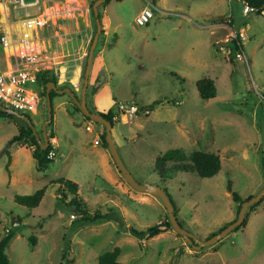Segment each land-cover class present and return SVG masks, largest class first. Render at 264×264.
Here are the masks:
<instances>
[{
  "label": "rangeland",
  "instance_id": "rangeland-1",
  "mask_svg": "<svg viewBox=\"0 0 264 264\" xmlns=\"http://www.w3.org/2000/svg\"><path fill=\"white\" fill-rule=\"evenodd\" d=\"M148 1L177 15L155 14L138 26L134 17L143 0H112L103 6L110 24L107 34L99 32L92 54L101 47L103 64L94 78L88 76L85 104L92 110L89 94L96 88L107 110L129 99L143 106L154 102L146 115L113 121L111 137L135 181L164 188L182 228L203 241L235 216L231 191L244 198L264 186V107L249 89L250 80L258 87L264 85V15L243 13L238 0ZM74 4L84 5L82 0ZM97 12L105 19L101 5ZM22 14L13 10L14 17ZM90 21L93 34L91 15ZM229 31L231 35L225 34ZM233 31L242 32L244 39L234 37ZM234 39L241 45L247 66L232 48ZM82 74L83 69L81 78ZM201 77L213 80V99L199 98L194 82ZM65 95L50 101L52 124L48 128L53 130L57 151L40 171L28 150L12 144L6 147L23 122L0 115V236L6 230L12 234L4 248L7 264H64L65 259L72 261L69 264H96L97 255L113 247L119 249L123 264H264V195L247 210V226L232 229L199 250L172 228L149 238L130 232V227L144 232L165 221V209L158 197L130 187L113 162H106L92 148L87 120L57 104L69 101ZM44 107L40 94L36 113L18 112L28 116L38 130ZM175 147L185 153L216 152L218 172L211 177L175 172L164 174L169 179L162 180L154 170V160ZM6 161L13 177L9 184ZM56 178L75 182L81 208L106 218L84 222L68 203L70 194L64 191V203L58 199L57 185L50 182ZM41 187L45 192L34 209L11 198ZM10 217L19 223L11 226ZM28 236L35 237V245L31 246Z\"/></svg>",
  "mask_w": 264,
  "mask_h": 264
},
{
  "label": "built area",
  "instance_id": "built-area-1",
  "mask_svg": "<svg viewBox=\"0 0 264 264\" xmlns=\"http://www.w3.org/2000/svg\"><path fill=\"white\" fill-rule=\"evenodd\" d=\"M144 4L134 17V23L142 26L148 23L155 14L162 15H177V13L164 11L157 8L152 2L143 0ZM60 4L53 7L52 2L47 0H0V14L5 16L4 23L11 24L18 22L19 27L11 30L9 27L2 26L0 29V46L2 48H10L8 56L11 58L10 67L6 71L0 72V104L12 109L16 112L18 110L35 113L40 104V96L34 88L36 74L40 70H50L57 84L67 81L62 72L59 71L56 65L57 62L52 61V52L54 51L45 46H40L38 41L39 30L52 23L61 16L67 17L72 10L61 8ZM41 7L37 12L29 11L32 7ZM44 8L46 10L44 11ZM13 10H22L21 17H14ZM243 13L251 11L247 6H243ZM260 14H264V7L261 8ZM239 36L241 40L244 39L242 32H233V36ZM89 38H87V42ZM237 41V39H236ZM239 45L238 41L236 42ZM86 52L79 53L77 58H71V62H76L79 67L82 64V59ZM70 55V54H69ZM247 66L246 57L241 53L237 54ZM72 57V55H71ZM73 63V65H74ZM70 89L78 90V81L71 82ZM250 90L257 100L264 107V85L258 87L250 80ZM139 106L132 100L121 101L114 103V110L112 111V120L117 121L121 117H130L137 114ZM20 113V112H18ZM139 113L145 115L148 113L146 108ZM48 148L45 158L53 160L56 156V143L54 138L47 140ZM74 217L70 215V219Z\"/></svg>",
  "mask_w": 264,
  "mask_h": 264
},
{
  "label": "trees",
  "instance_id": "trees-1",
  "mask_svg": "<svg viewBox=\"0 0 264 264\" xmlns=\"http://www.w3.org/2000/svg\"><path fill=\"white\" fill-rule=\"evenodd\" d=\"M93 1L94 0H89L88 6H89V14L92 17V22L94 25L93 14L91 11V4ZM109 1L111 0H104L100 5L103 7ZM113 1H120V0H113ZM238 1L242 4V6H247L248 8H250L251 9L250 12H254L256 14H260L261 8L264 7V0H238ZM261 15H264V14H261ZM97 17L100 21L99 12H97ZM102 32L103 30L101 29L100 34H102ZM91 38L89 40V43L91 41ZM236 42L237 41L235 39L232 40V44H233L232 48L237 53H240L241 45H237ZM48 82L55 83V78L53 77L51 71L50 70H40L36 74L35 83H34V88L37 90L39 96L40 94L41 96H44L45 86ZM194 85H195L199 98L206 100V99H213V97L215 96V87H214L213 80L211 78L201 77L194 82ZM58 87L63 88L65 87V85H59ZM55 95L56 93H54L52 90H49L50 99H52V97H54ZM153 104L154 102L151 104H148L147 106L140 105L138 113L144 108H146L149 112L153 108ZM72 109L76 112H79V110L75 107L74 104H72ZM90 111L95 112L99 114L100 116H102L104 119L109 121L112 126V122H113L112 110L108 109L104 113H101L95 110H90ZM0 115H5L7 117L13 116L14 118L23 122V125L17 129V133L7 140L6 147H9L13 143L24 146L26 149L30 151L31 157L35 160V169L37 171L44 169L47 163L52 161V160H48L45 158V154L47 153L48 148H45L43 150L39 148V146L36 143L35 137L31 132L30 127L25 123V121H23L22 119L18 117H15L12 114L3 112L1 110H0ZM83 117L86 120H89L87 117L85 116ZM51 124H52V120H50V122L46 126L47 140L53 137L51 128H48ZM95 124H98V123H95ZM39 132H40L39 130L36 131L38 135H39ZM99 140H100V144L103 147H107V144L104 141V131L103 130L99 135ZM7 163L8 161H6V164L4 166V169L6 172H7ZM219 168H220L219 155L214 152L202 151V150H193L189 153H185L184 151L178 148L167 149L163 153L158 155L154 160V170H156L158 177L161 178L162 180L166 178L169 179V177L165 178L163 176L164 174H167L169 176L175 172H189V173H194L199 177H211L218 172ZM50 182H53L57 185L56 191L59 194L58 199H60L63 203H64V196H65L64 191H66L68 194L71 195V198L69 199L68 203L72 204L75 207L76 211L79 213V216L82 218V220H84V222L93 223L94 221L98 219L106 218V216L99 215L98 213L88 214L83 208H81L83 203H81V200L77 197L78 185L75 182L69 179H64V178H56V179L51 180ZM44 189H45L44 187H41L35 190L31 194H23V195L15 194L13 195L12 199L15 203L22 205L26 208H34L39 204L44 194ZM162 190L168 196L166 190L164 188H162ZM230 197L232 201L236 204L235 216L232 219L234 220L241 202L251 197V195L241 198L237 193L231 191ZM168 198L172 204L173 213L176 218V208L169 196ZM261 198L257 202L249 205L246 208L242 222L238 226H236L234 229L245 225L246 218H247V210H250L252 207L257 205L258 202H260ZM177 222L181 226L178 220ZM229 222H227L226 224H228ZM226 224H224L222 227H224ZM169 228H171V226L169 224L168 218L166 217L165 221H161L152 226H149L144 232H138L131 227L129 228V230L134 235H138L141 238H149V237L157 235L158 233L164 232L168 230ZM221 228H219V230ZM11 237H12V234L10 230H6V232L0 236V264H7V259L4 254V248L6 247ZM27 239L29 243L31 244V246L35 244L34 236H28ZM66 253L67 251L65 249L64 255ZM118 254H119V249L117 247H113L111 250L103 251L97 255L96 264H122L121 262L117 260ZM70 262H71L70 260L65 259L64 264H69Z\"/></svg>",
  "mask_w": 264,
  "mask_h": 264
},
{
  "label": "crops",
  "instance_id": "crops-1",
  "mask_svg": "<svg viewBox=\"0 0 264 264\" xmlns=\"http://www.w3.org/2000/svg\"><path fill=\"white\" fill-rule=\"evenodd\" d=\"M47 1L48 2H52L53 3V7H55L56 4H60L59 6L61 8L72 10V12H70V14L67 17L61 16L60 18H57L56 20H52L51 24L47 25L46 27L41 28L39 30V33H38L39 44H40V46H45L48 49L51 48L54 51V53L52 52V54H51V56L53 58L52 61L54 60V62L58 63L56 65V67H58L60 72L63 71L62 74H64L66 79H67V81H65L64 83H61V84H57L56 80H55L54 84L57 87L59 85H65V87H69L70 88L69 80L71 82L78 81V90H77L78 94L77 95H79L80 86H81V80H82L81 73H82V69H84L85 60H86V56H87V51H88V47H89V44H90L89 41L87 42V38H89V40H90V38L94 34V33L92 34V31H91L92 29L90 27L91 21H90L89 9H87V7L89 8L87 0H82L84 5H79V6H76L74 4V2L76 0H47ZM142 5L140 6V8L142 7ZM40 8H41L40 6L36 7V10L33 11V12H37ZM140 8L137 10L136 14L140 10ZM45 10H46V8H44V11ZM102 13H103L102 15H103V17H105V19H101L100 18V21H99L100 22V27L103 30L102 33L107 34V30L106 29H108L110 21L108 20L107 15H105V7H102ZM136 14H135V16H136ZM4 19H5V16L0 14V29H1L2 26L9 27L11 30L17 29V27H19L18 22H14V23H12V25L11 24H7L6 25L4 23ZM93 21H94V18H93ZM94 27H95V25H94ZM113 30H114V28H113ZM231 33H232V31H229L228 33H225V34L231 35ZM113 39L115 40V37ZM222 40H223V38H222ZM0 48L2 50V53L0 54L1 55L0 56V72H2V71H6L10 67L11 58L8 56L10 48L9 49L2 48L1 46H0ZM82 51H85L86 54H85V57L82 59L83 61H82L81 66L79 67V65H77L76 62L75 63L71 62L70 59L71 58H74V59L77 58L79 53L82 52ZM95 53L96 54L91 59L90 68H89V75L92 74L93 78L95 77V75H97L98 69L103 64L102 60H101V54H100L101 53V47L99 49H97ZM71 55H72V57H71ZM73 63H74V65H73ZM86 88H87V86H86ZM249 89H250V87H249ZM98 92H99V88H96L93 92L91 91V93L89 94L90 95V107L92 108V110L104 113V112L107 111V108L103 107L102 104H101L102 97L99 98V99L97 98ZM64 94L65 93H62L61 95L60 94H56L54 97H52V99L56 98V97L63 96ZM86 94H87V92L85 90V97H86ZM65 97L69 101H60L57 104L58 105H60V104L66 105L65 110L68 111L72 115L73 112H76V111H74L72 109V104L73 103L71 102V99L69 98V96L67 94L65 95ZM52 99H50V100H52ZM129 100L134 101L133 99H129ZM129 100H127V101H129ZM85 103H86V101H85ZM138 106H140V105H138ZM44 109H45V112H44L45 115L43 117V120L46 119V108L44 107ZM138 115L142 116L143 114L138 113ZM81 116H83V115L81 114ZM140 116H136V117L138 118ZM42 121H40V119H38L37 123L40 122V124H42L41 123ZM90 122H92V121L91 120H87L86 123H85V126H86V129L88 131L92 132L91 133L92 134V138H91V144H92L91 146H92V148L100 153V155L102 156V159H104L106 162L112 164V162H111L112 160L110 158V155H109L107 147H103L100 144L99 135H100V133L102 132L103 129H100L99 127L92 126V124ZM32 124H33V126L35 128V124L33 122H32ZM35 130L36 131H38V130L40 131V129L37 130L36 128H35ZM110 131H111V129H110ZM52 133H53V130H52ZM39 136H40V132H39ZM52 138H54V134H53ZM54 140H55V138H54ZM113 142H114V140H113ZM55 143H56V141H55ZM11 146H13V148L14 147L15 148L16 147H23L24 149H26L24 146L16 144V143H13ZM11 146H9V147H11ZM175 148H177V147H175ZM56 149H57V144H56ZM170 149H174V148H170ZM178 149H181V147H179ZM26 150H28V149H26ZM4 151H5V149H4ZM182 151H184V150H182ZM214 153H216V152H214ZM29 154H30V151H29ZM113 167L115 168L114 164H113ZM6 180H7V184H9V183H11V181H13L12 173L10 172V170H7V178H6ZM78 188H79V186H78ZM13 195H15V194H13ZM13 195L11 196V198L13 197ZM36 207H34V208H36ZM34 208H32V209H34ZM244 226H247V223H245ZM3 229H4V227H3ZM167 231H165V232H167ZM162 233H164V232H162ZM35 243H36V239H35ZM119 256H120V251H119L117 259H118L119 262H121L123 264V262H122V260L120 259Z\"/></svg>",
  "mask_w": 264,
  "mask_h": 264
},
{
  "label": "water",
  "instance_id": "water-1",
  "mask_svg": "<svg viewBox=\"0 0 264 264\" xmlns=\"http://www.w3.org/2000/svg\"><path fill=\"white\" fill-rule=\"evenodd\" d=\"M104 0H94L91 4V11L93 14L94 18V25H95V31L92 36L91 42L88 47L87 51V56L85 60V65L83 69V74H82V80H81V86H80V91L79 95L75 94L73 90H71L69 87H63V88H58L54 82H48L45 86L44 90V100H45V108H46V119L40 126V136L36 133V130L31 123L30 119L28 116L18 113L12 109L5 108L0 104V110L9 114H12L23 121L30 127L32 134L35 137L36 143L39 146L40 149H45L47 146V137H46V126L51 120V105H50V97H49V90H52L56 94H62L65 93L69 96L71 99L72 103L75 105V107L79 110V112L87 117L89 120H91L94 123H98L103 127L104 131V141L107 144V149L110 155V158L119 172V174L122 176V178L125 180V182L132 187L133 189L137 191H146L148 194L156 196L160 199L165 212L167 214V218L169 221V224L173 231L178 234L182 239L185 241L186 244H188L192 249L194 250H199L203 246H208L211 245L215 242H217L219 239L224 237L228 232H230L232 229H234L236 226H238L243 218H244V213L246 208L257 202L263 195H264V186L253 196L249 197L248 199L244 200L241 202L240 207L237 211L236 217L234 220L226 224L223 228H221L218 232L212 234L208 238H206L203 241H198L191 233L183 229L179 223L177 222L175 215L173 213V208L172 204L166 195V193L157 185L155 184H148V183H138L135 181V179L132 177V175L128 172V170L125 168L123 165L118 152L116 150V147L114 145V142L111 137L110 129H111V124L109 121L104 119L102 116L95 112H91L87 109L86 104H85V90L87 86V80H88V75H89V68H90V63H91V57L93 53V49L95 47L96 41L98 34L101 30L100 27V22L97 17V6L101 4ZM230 190V188H227ZM19 221L18 219H15L14 217H10V225L15 226L18 224Z\"/></svg>",
  "mask_w": 264,
  "mask_h": 264
},
{
  "label": "bare ground",
  "instance_id": "bare-ground-1",
  "mask_svg": "<svg viewBox=\"0 0 264 264\" xmlns=\"http://www.w3.org/2000/svg\"><path fill=\"white\" fill-rule=\"evenodd\" d=\"M0 9H1V7H0ZM7 50V49H6Z\"/></svg>",
  "mask_w": 264,
  "mask_h": 264
}]
</instances>
